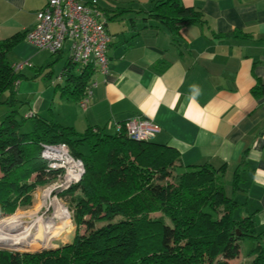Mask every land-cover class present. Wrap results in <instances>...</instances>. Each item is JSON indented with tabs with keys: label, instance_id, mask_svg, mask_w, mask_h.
<instances>
[{
	"label": "crops",
	"instance_id": "crops-1",
	"mask_svg": "<svg viewBox=\"0 0 264 264\" xmlns=\"http://www.w3.org/2000/svg\"><path fill=\"white\" fill-rule=\"evenodd\" d=\"M158 1L96 0L111 38L108 74L92 76L85 110L78 102L62 100L70 114L61 125L77 133L99 128L113 135L119 133L117 124L138 117L151 120L159 130L153 141L174 149L184 167L222 169L229 195L238 172L239 189L232 196L238 205L234 219L250 217L260 230L264 226V0H181L201 12L205 23L185 26L177 34L147 18ZM45 4L46 0H0V42L19 36L9 62L12 66L27 62L21 73L34 70L47 75L49 83L42 80L44 88L38 89L28 117L50 120L47 111L57 97L52 86H64L63 79L53 81L54 68L59 77L68 50L55 55L38 51L25 38Z\"/></svg>",
	"mask_w": 264,
	"mask_h": 264
},
{
	"label": "trees",
	"instance_id": "trees-1",
	"mask_svg": "<svg viewBox=\"0 0 264 264\" xmlns=\"http://www.w3.org/2000/svg\"><path fill=\"white\" fill-rule=\"evenodd\" d=\"M146 15L176 34L205 23L181 0H159ZM19 40L0 42V100L7 95L10 108L19 103V72L8 54ZM94 73L67 62L64 86H56L61 97L79 102ZM17 116L11 109L0 124V217L31 207L35 190L55 180L40 157L41 145L66 144L85 172L59 195L71 205L77 227L72 241L33 255L0 251V264H231L246 240L253 243L248 264H264V226L257 230L250 217L234 219L237 171L227 195L222 169L184 167L174 149L154 141L134 142L124 131L109 135L99 128L77 133L34 114L27 118L31 132L22 133ZM84 144L86 157L79 153Z\"/></svg>",
	"mask_w": 264,
	"mask_h": 264
},
{
	"label": "built area",
	"instance_id": "built-area-1",
	"mask_svg": "<svg viewBox=\"0 0 264 264\" xmlns=\"http://www.w3.org/2000/svg\"><path fill=\"white\" fill-rule=\"evenodd\" d=\"M96 0L81 3L79 0H46L35 17V25L25 34L28 43L38 51L59 54L68 50V62L78 69L92 68L103 76L108 74L107 50L111 38L105 23L100 19ZM29 66L27 62L14 65L20 72ZM62 81V77L56 78ZM92 83L78 102L81 110L88 107ZM118 132L124 131L134 142L150 143L158 133L157 126L148 119L134 118L117 124ZM41 159L47 171L55 173V180L46 186L54 198L78 184L85 172L81 160L75 159L64 144L41 145Z\"/></svg>",
	"mask_w": 264,
	"mask_h": 264
},
{
	"label": "rangeland",
	"instance_id": "rangeland-1",
	"mask_svg": "<svg viewBox=\"0 0 264 264\" xmlns=\"http://www.w3.org/2000/svg\"><path fill=\"white\" fill-rule=\"evenodd\" d=\"M68 48V47H67ZM66 48V49H67ZM55 60H57V56L53 57ZM60 60H57V62ZM49 68L46 67L45 70ZM51 70V69H50ZM50 70H48L50 73ZM58 68H54V75H53V81L56 80L58 77ZM19 91H17L15 99L19 101V103H16L12 108L9 107V104L7 103L8 98L7 95H4L1 100H0V124L3 121L4 117L6 114L11 110H17L18 116H17V121L21 124V132L22 133H29L32 130V122L31 120H28V114H30L31 110V105L33 100L36 97L38 89L41 87L44 88L42 84H46L45 82L47 81L46 76L47 75H42L39 74V72L34 71V70H27L23 71L22 73L19 72ZM54 88V91H57V97L52 103L51 107L47 111V114L50 118V120H53L54 122H57L59 124L61 123H66L68 118V115L70 114L69 108L62 102L68 101L67 99H64V97H61V91L59 87L52 86ZM71 102H73L71 100ZM73 104V103H72ZM69 121V120H68ZM111 133V132H110ZM79 153L86 157L89 153V147L87 144H84L83 146L79 147ZM229 180V179H228ZM227 188H226V193L229 195L230 192V184L229 182L226 183ZM54 192L49 193V190L46 189L45 187H38L35 192L33 193V203L31 207L28 208H21L18 209L13 215L11 216H2L0 217V222L10 218V221L12 218L17 215H23V220L25 222H31L33 220H36L38 218L42 219H52L55 225H63L65 222H68V226L64 229V231L60 234L59 237L53 238L49 241V244L46 246L44 249H36L34 251L26 250V251H11L9 249H3L0 248V251L3 252H11V253H20V254H28V255H33V254H40L42 252H49L52 250H55L65 244H68L72 241L73 236L77 230V227L73 221L72 213L69 210V207H71L69 203V199H62L60 196H56V199L53 197ZM63 207L64 209L67 210L68 215H66L64 218L59 217L62 213L60 210L57 208ZM49 221V220H48ZM63 221V222H62ZM4 223L2 225L8 224ZM40 227L39 225L34 226V228L31 230L32 236H35L34 238H39V241H43V233L40 232ZM79 232L81 233L83 231V228H78ZM39 232V233H38ZM39 245V244H38ZM253 248V243L250 241H243L241 243V248H240V256L237 260L233 261L231 264H248V258L247 255ZM42 250V251H41ZM38 251H41L38 253Z\"/></svg>",
	"mask_w": 264,
	"mask_h": 264
},
{
	"label": "bare ground",
	"instance_id": "bare-ground-1",
	"mask_svg": "<svg viewBox=\"0 0 264 264\" xmlns=\"http://www.w3.org/2000/svg\"><path fill=\"white\" fill-rule=\"evenodd\" d=\"M57 209L62 213L59 217L64 218L68 215L67 210L63 207ZM68 224V222H65L61 226H56L52 219L45 220L41 217L31 222H25L23 215L17 214L12 218L11 222L0 226V248L17 251L44 249L51 239L60 236ZM36 225L41 226L39 230L43 233V241H39V238H34L35 236L31 234V230Z\"/></svg>",
	"mask_w": 264,
	"mask_h": 264
},
{
	"label": "water",
	"instance_id": "water-1",
	"mask_svg": "<svg viewBox=\"0 0 264 264\" xmlns=\"http://www.w3.org/2000/svg\"><path fill=\"white\" fill-rule=\"evenodd\" d=\"M239 235V234H238ZM9 250H11V251H17V250H12V249H9ZM42 251V250H41ZM41 251H38V253H40Z\"/></svg>",
	"mask_w": 264,
	"mask_h": 264
}]
</instances>
